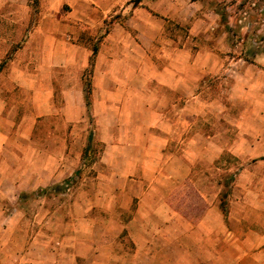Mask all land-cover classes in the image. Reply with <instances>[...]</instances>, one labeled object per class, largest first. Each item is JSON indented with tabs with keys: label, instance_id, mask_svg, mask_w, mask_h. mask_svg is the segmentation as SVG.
<instances>
[{
	"label": "rangeland",
	"instance_id": "374dc122",
	"mask_svg": "<svg viewBox=\"0 0 264 264\" xmlns=\"http://www.w3.org/2000/svg\"><path fill=\"white\" fill-rule=\"evenodd\" d=\"M191 2V20L183 25L170 20L168 31L174 34L176 48L185 46L192 53L209 49L218 55V72L206 76L204 91H200L202 98L216 103L197 106L195 123L186 130L183 123L176 122L174 134L183 137L170 139L165 153L181 152L184 137L201 128L210 134L220 133L214 141L224 151L219 157L214 152L198 155L187 184L179 179L160 186L159 191L166 196V190H177L178 204L182 201L177 209L181 225L201 220L206 205L209 210L225 208L222 224L227 241L232 232L258 220L246 217L249 208L254 212L250 186L264 197L260 157L231 152L249 146L242 139L246 129L261 131L256 145L264 143V0ZM134 6V0H0V164H20L23 177L24 168L32 165L25 178L40 181L42 177L50 183L43 194L27 190L16 205L24 215L20 227L46 230L50 244L56 231L99 225L108 213L106 202L117 203L118 193L110 192L103 183L110 167L106 168V153L101 152L100 144L94 143L93 157L82 159L92 128L83 90L90 82L92 101L104 98L103 69L110 56L122 54L120 39L116 43L105 39L112 24L123 23ZM156 43L148 52L155 53ZM35 117L37 123L24 137ZM92 120L96 121L94 116ZM118 123L125 124L123 120ZM254 143L255 139L250 145ZM63 179L70 180L64 183ZM57 183L65 189H52ZM191 196L193 203L189 202ZM210 223L215 227L216 219L210 216ZM209 231L211 239L222 236ZM116 246L114 264H127V253H136L123 237L116 240ZM204 253L209 257L216 255V250ZM184 257L190 254L184 251ZM0 264H7L3 252Z\"/></svg>",
	"mask_w": 264,
	"mask_h": 264
},
{
	"label": "crops",
	"instance_id": "0c3cea01",
	"mask_svg": "<svg viewBox=\"0 0 264 264\" xmlns=\"http://www.w3.org/2000/svg\"><path fill=\"white\" fill-rule=\"evenodd\" d=\"M192 10L191 0H141L123 23L112 24L106 36V42L116 43L120 39L122 54L108 58L109 65L103 69L105 87H101L104 98L91 99L89 109L96 120H92L95 138L100 142L101 152L106 153V168L110 167L103 183L110 192L118 193L116 204L106 202L108 213L102 223L56 231L53 244L48 242L50 235L46 230L22 229L20 222L24 215L16 206L21 196L27 190L37 191L50 183L42 177L40 181L25 178L33 170L32 165L24 168L23 177L20 164H0V252L5 263L114 264L118 258L116 240L123 237L136 251L127 253L130 259L127 264H264V197L256 188L250 186L254 212L249 208L246 217L258 220L232 232L227 241L222 224L226 211L215 207L209 210L206 205L201 220L181 225L177 209L182 201L178 204L177 190H166V196L159 191L160 186L179 179L187 184L198 155L214 152L219 157L224 151L214 141L220 133L210 134L208 129L201 128L184 137L181 152L169 156L165 153L170 139L183 137L174 134L176 122L183 123L186 130L195 123L197 106L216 103L202 98L200 91H204L206 76L218 72L216 64L220 58L209 49L192 53L185 46L176 48L174 34L168 31L170 20L181 25L188 23ZM154 43L155 53L148 52ZM36 117L24 137L32 132ZM120 120L125 124L118 123ZM244 132L242 139L249 146L233 148L231 152L258 155L264 163V143L256 145L261 131ZM97 134L103 139L97 138ZM105 136H110L112 142ZM254 139L252 146L250 142ZM204 200L207 203L208 198ZM189 202L193 203L192 196ZM116 209L118 214L113 212ZM210 216L216 219L215 227ZM210 229L216 235L220 232L221 238L211 239ZM208 250H216V255L208 257L204 253ZM184 251L190 257H184Z\"/></svg>",
	"mask_w": 264,
	"mask_h": 264
},
{
	"label": "trees",
	"instance_id": "16d2710c",
	"mask_svg": "<svg viewBox=\"0 0 264 264\" xmlns=\"http://www.w3.org/2000/svg\"><path fill=\"white\" fill-rule=\"evenodd\" d=\"M141 0H134V4H138V2H140ZM96 53V48L94 47L92 49V54L94 55ZM1 67V65H0ZM84 101H85V105H86V108H87V111H88V115L89 117L91 118V131H90V134H89V137H88V143L86 144V146L84 147L83 149V154H82V159L83 160H87L89 159V156H94L95 155V147H94V143L96 142V144H100V142L95 138V125L92 121V115L89 111L90 109V106H91V85H90V82H87L85 83V88H84ZM70 179H64L62 182H68ZM62 186L61 184H54V185H51V188L52 189H55V190H58V187H59V190L61 191V188L64 190L65 187H60ZM48 187L46 188H43V189H39V192L41 193H45L48 191ZM59 190L57 192H59ZM223 206V204H222ZM222 210L223 211H226L225 208L222 207Z\"/></svg>",
	"mask_w": 264,
	"mask_h": 264
}]
</instances>
